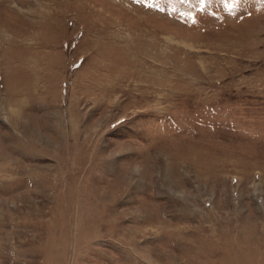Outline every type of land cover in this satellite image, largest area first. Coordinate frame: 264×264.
<instances>
[{
	"label": "rangeland",
	"instance_id": "rangeland-1",
	"mask_svg": "<svg viewBox=\"0 0 264 264\" xmlns=\"http://www.w3.org/2000/svg\"><path fill=\"white\" fill-rule=\"evenodd\" d=\"M0 264H264V0H0Z\"/></svg>",
	"mask_w": 264,
	"mask_h": 264
}]
</instances>
